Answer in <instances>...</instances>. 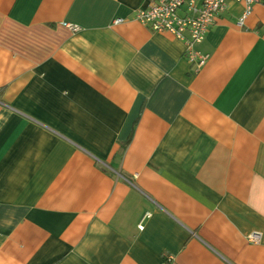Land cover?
Listing matches in <instances>:
<instances>
[{
  "label": "crops",
  "instance_id": "crops-1",
  "mask_svg": "<svg viewBox=\"0 0 264 264\" xmlns=\"http://www.w3.org/2000/svg\"><path fill=\"white\" fill-rule=\"evenodd\" d=\"M152 1L0 0V264H264V0Z\"/></svg>",
  "mask_w": 264,
  "mask_h": 264
},
{
  "label": "built area",
  "instance_id": "built-area-1",
  "mask_svg": "<svg viewBox=\"0 0 264 264\" xmlns=\"http://www.w3.org/2000/svg\"><path fill=\"white\" fill-rule=\"evenodd\" d=\"M228 1L230 0H153L148 6L135 11V19L153 31H166L183 40L187 45L189 58L202 66L209 54L202 53L196 46L205 39L217 16L227 10ZM234 1L244 5L238 22L242 25L260 0ZM123 21L125 19L117 18L115 23ZM65 25L72 30L79 29L78 25ZM150 216V213H146L139 228L143 229L144 219ZM163 264H169V261L165 260Z\"/></svg>",
  "mask_w": 264,
  "mask_h": 264
}]
</instances>
